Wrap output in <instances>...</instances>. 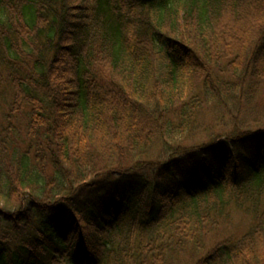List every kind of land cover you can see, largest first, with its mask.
I'll use <instances>...</instances> for the list:
<instances>
[{"label": "trees", "instance_id": "16d2710c", "mask_svg": "<svg viewBox=\"0 0 264 264\" xmlns=\"http://www.w3.org/2000/svg\"><path fill=\"white\" fill-rule=\"evenodd\" d=\"M259 91L264 0H0V264H264Z\"/></svg>", "mask_w": 264, "mask_h": 264}, {"label": "rangeland", "instance_id": "374dc122", "mask_svg": "<svg viewBox=\"0 0 264 264\" xmlns=\"http://www.w3.org/2000/svg\"><path fill=\"white\" fill-rule=\"evenodd\" d=\"M256 99L253 104H245V98L242 97L239 102L238 111L232 106V112L228 110L219 111L216 107L210 106L203 108L196 116L194 122V130L190 131L188 135L182 139V144L186 146L199 144L206 141L211 134L219 135L224 132V129L231 130L234 122L239 127L249 125L252 129L264 128V92L259 91L255 96ZM259 122H257V121ZM243 128V127H242ZM242 217H237L235 224L242 223Z\"/></svg>", "mask_w": 264, "mask_h": 264}]
</instances>
